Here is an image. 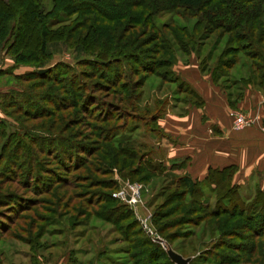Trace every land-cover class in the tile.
Instances as JSON below:
<instances>
[{
    "label": "trees",
    "instance_id": "16d2710c",
    "mask_svg": "<svg viewBox=\"0 0 264 264\" xmlns=\"http://www.w3.org/2000/svg\"><path fill=\"white\" fill-rule=\"evenodd\" d=\"M22 3V1L13 0V5L15 4L18 7H22ZM0 5L2 6L3 4ZM263 5L264 0H64L57 1V3L54 5L55 10L52 12H47L46 7L42 6V14H39L41 15V19H45L47 16L53 15L57 16L59 20H61L67 15H70L72 12L88 15L92 14L93 11H96L95 19L101 22L102 26L106 24L109 25L104 26L105 29L107 27L110 30L108 39L112 42V40L116 38L115 42L120 47L119 52L116 53L118 46L115 43L112 42L113 44H111L108 42V44L104 43V46L101 50L99 49L95 51L97 58L94 60L88 59L82 61H97L95 63L101 67H110L109 70H111L114 65H119L120 70L113 68V70L115 69L114 72L112 70L111 72L109 71V73L102 76V78L105 80L103 83L95 82L94 84H91L92 86L90 85V88L91 90L94 88L96 91L97 86H99L97 91H101L103 89L105 97L108 98L110 88L106 86H108V84H111V86L118 85L122 88L121 91L124 93L122 94L121 98L119 97L121 92H118V99H120V101L125 105L127 99L133 101L134 104L130 108L126 109L125 107L120 106V104L111 103V101L107 100V98H96V96H94L95 94L93 93L90 95H85L83 104L81 106L76 103H67L65 94L56 96V91L53 93H55L54 97H58L57 103L51 102L47 98H44L43 96L41 97L37 93L34 95L20 93L19 96H6V98L11 96V101H18L14 103L22 105L31 101L35 102V100L37 101L39 99H43L44 101L53 104L56 109L51 110L50 113L46 114L45 112L42 113L38 112L37 110L31 113L23 106H17L16 104H13L9 107L12 111L7 114V117H9L11 120L0 118V137L2 135L6 136L5 142L2 143L0 148V154L2 153L6 155L9 152L12 153V149H14V147L25 149L24 154L20 156L22 158V162L13 164L12 168H14V171L10 170L11 164H8L7 166V160L5 161L6 156H0V168L3 169V166H6L7 168H4L3 171L0 170V180L6 178L4 182L0 181V208H10L5 214L1 213L3 211L0 209V241L3 236L8 234L9 230L12 228V223H14V219L12 218L14 215L12 212L15 206H19V208L16 207L18 210L17 212H19L17 219L21 218L30 222L28 228L30 233L40 226L41 223L39 224V222L43 220L41 213L34 210V207L36 205L38 206L40 204L39 202H41L38 201V197L35 195L14 191L12 188H8L9 186L11 187V185H7L8 182H12L14 179L19 180L22 182L21 184H23V187L26 188V190L31 189L30 191H33L38 196L42 195L43 193H51L55 187L56 190L61 192L64 190V186L74 184L72 181L67 179V182L63 184L62 187H60L61 185L55 186L53 182L55 181V178H57L58 172L50 168L51 165L48 164L45 158H41V154L48 153L51 148H54V152L56 148H59V151H63L62 148L64 147L65 150L66 148L73 149L70 153L73 152V157L71 155V160H74V158L77 157V154H75L76 150L80 149L79 144H81V142H72L63 137H59L58 132H61V129L62 132H65L70 128V126L65 128L66 124L70 121H68L66 124L63 123L64 114L59 115L58 113L70 108H76V111L79 114L78 108H82L84 109L82 112L87 114L90 110V106L95 107V105H98V110L102 112V114H99L101 117L98 118V121L100 123L109 124H107L104 129L100 127L96 128L101 133H103L99 136L101 142H94V144H90L89 147L83 144L82 152L86 153L89 156V159H83L84 161L79 167L88 165V169L91 170V167L96 168L93 161L97 162L96 165L98 166H100V163H109L111 166L107 167V172L112 173V166H118L121 169V172H123V175H130L127 173H131L130 178H134L135 176L139 175V182L141 180L150 181L151 176H149L147 172H151L152 175L155 172L164 173V171L166 172L169 169L172 172V178L169 181V186L174 184L177 185V188L172 189L170 193L161 194H166L165 199L158 205L152 217V224L157 228L156 230L158 232H155L151 226L149 227V225L146 227L142 219L136 215L133 206L123 202L116 194L120 187V183H117L115 179H111V182L106 184H104L102 181H100L99 184L97 183V185H102L107 188L106 190L108 191L115 189L113 193L115 191L116 192L115 195H113V198H111L112 196L109 198L102 195L95 200V197L92 196L93 200L91 202H89V200H91L89 199V195L85 198L82 206L88 205L89 203L100 204L101 202L110 203L112 201L114 203V201L117 200L115 205H109L110 207L108 208L105 205H101L104 208L103 211L92 210L88 212L89 215L94 214L97 215V217L112 221L113 223L119 222L125 216L130 214L136 218L140 227L145 232L146 237L142 242L134 245L136 248H142L140 251H134L132 254L133 260L137 258L136 262H134L135 264H176L170 258L167 247L163 246L161 242L154 238V233L160 234L169 244L172 243L176 237L183 236L186 238L193 236L194 233L186 231V234L184 231H181V229H177L170 234L168 233L167 235H164L163 233L167 230V228L170 227L182 226L188 223H194L198 226L203 221L208 219L207 224L209 227H215V229L218 230L221 225H223L220 220L222 216L228 215V217L225 218V220H227L229 217L240 214L241 212L243 213H241V215L246 217V224H244L247 225V228H249V221H251L253 224L255 222L256 226L263 227L264 189L260 188L255 195H252V197L243 198V196L239 194V188L241 185L233 182V176L237 169L235 165L210 167L208 174L204 178L198 179L192 177L189 173H173V170H175V168L178 166H182V164H173L170 167L165 165L162 160L156 157V149L154 146L152 147L144 142L138 143L134 140H127L124 138L117 140V137L120 135L119 133L129 128L128 126L131 120L144 122V125L150 131H161L158 126V119L163 115L157 113L149 114L148 105H146L145 108L141 107V111L147 114V116L142 113H139V115L134 114L136 112L135 110L138 109V105L135 104L141 100V91L146 80L151 75H157L164 82L177 83L178 88L190 96L189 98H186L187 100H193L195 97H198L197 92L189 83L183 80L181 76L176 73L173 66L177 60V54L179 52L189 55L192 52L197 54L201 50L204 51L206 44L202 39L210 38L214 34H216L215 37H218V43H215V45L212 46V48L208 51L207 56L201 60V66L203 68H207L208 59H213L215 53L218 50L220 51L216 57L215 64L210 67L215 80H220V77L222 78L232 75L233 67L239 63L241 69L248 67V69H250L253 74L260 73V76L263 78ZM179 9H186L187 11L196 9V12H191V14H194L193 18L197 17V20L192 28L188 26L186 22L184 24H179L174 18L167 22H163L161 24L159 23L162 17L169 13L176 14L178 17L184 18L187 21L191 14L187 12L181 14L177 12ZM38 19L40 20V18ZM110 24L112 29H115L114 31H111ZM141 28H145L147 31L141 34V31H144L145 29L140 30V34L137 33V37L139 38H135L136 31ZM148 29H152L159 34V36L157 34V36L151 39L150 42L157 41L158 39L161 40L159 44L161 45L160 49L150 50L149 52L152 54H157L158 60H156V58L153 56H150L147 59H142V54L133 50L134 48L136 50L140 49V47L142 48L145 45L144 43L141 44L139 48L135 47L138 40L142 41L141 38L147 34ZM130 31L133 33V36H131L127 42H124L126 34H128ZM70 32L72 33L73 30L70 29ZM168 33H171V37L167 36ZM38 36L40 51L43 52L44 55H49L51 53L50 45L55 38H51V32L45 26L38 28ZM70 40L71 38L69 41ZM241 41L243 43L242 45L240 44L241 46L235 44L241 43ZM81 44H83V48L88 51V45L84 42ZM222 44L224 47L221 46ZM105 45H108L109 47ZM79 46L80 44H77V47ZM243 52L250 62L242 60L240 53ZM128 59H134L135 62L139 64V68H136L133 66L135 64L132 63L133 65L130 66L131 68L129 76L138 74L137 70H141V72L144 73L142 78L134 80L130 83L127 82L123 77L125 76L123 72L124 68H126L127 65L129 66L131 63H127ZM82 61L79 60L78 63ZM61 63L62 64L49 66L45 72H37L36 74H39L42 77H45L46 75L49 76L51 73H56L59 67H62L61 73H59L55 79L49 80L48 78V81L53 82V88L55 85L56 87L60 86L64 80H66L68 84L73 85L75 84L74 81L78 79L80 81V79H82V75L89 76V74L86 75L85 72H79L77 66L72 68L71 66L63 64L64 62ZM70 72L71 74L67 78L66 74ZM112 72L113 74H111ZM117 77L124 82L112 84L114 81H116ZM46 86H48V82L47 84L44 83L42 85H36L35 87L45 89ZM83 86H85V89L89 87L87 84H84ZM102 86L106 88H102ZM67 89L68 88L66 86H60L59 90H61L63 93H67ZM16 97L19 98L17 99ZM19 107L24 109V111H22ZM14 109H18L17 114L23 113L26 119L24 121L49 118H53V120L50 123L48 122V127H41L40 130L28 128V126H23L19 119L16 120L13 117ZM71 120H73V118H71ZM119 120L121 121L120 123L118 122ZM111 122L118 123L110 124ZM156 122L158 127L156 130H153V125ZM15 123H18V126ZM107 133H110V135ZM20 134L22 135V138L25 136L28 137V139H17V144L20 142V145L13 147V138L19 136ZM73 136L74 133L70 137ZM79 136H75V138H78ZM93 157L94 159L90 160V158L92 159ZM13 172L15 175H12ZM46 172L50 177L44 176ZM19 174L22 175L20 176ZM60 180L61 179H58L57 182H60ZM39 182H42V184H39ZM179 187H182V189ZM206 187L209 189V191H206ZM211 190L216 191L217 193V198L214 205L211 203V199L207 194V192H210ZM73 194L74 193L69 191L67 192L66 190V192L64 191V193L60 195L61 197L59 196L60 199L58 198V200L60 202L62 200H66V204L64 205L70 207L74 204L75 198L78 197V195ZM97 194L101 195L100 193H95V195ZM178 194L179 197L176 198ZM83 196L84 195H79L81 198ZM187 196H192V200L198 204V207H193V210H191V208L186 210L185 208L186 212L190 214L189 216H186L187 214L184 211L183 214L172 217L173 214L180 209L182 201ZM68 200L71 203L68 202ZM201 205H203L202 207L206 208L203 213L204 215L198 213L200 212ZM59 207L61 208V206ZM79 210L82 212V214H87V210L83 209V207H80ZM33 211L35 213L31 217V212ZM20 213L22 214L21 216ZM195 213L197 215L192 217V214ZM29 217L31 218L28 219ZM193 219H195V221H193ZM78 220L79 219H76L74 223L75 225L77 224ZM25 227L26 225H23V231L26 230ZM42 228L40 227V229L36 231L34 238H39L40 236L44 235L45 232L42 230ZM150 230H153V233H151ZM228 235L231 236L233 234L229 233ZM14 236L24 239L32 244V239L30 236L23 237V235L18 236L17 234H14ZM175 249L178 250L176 247ZM104 252L105 251L102 250L98 253V256L100 254H104ZM181 253H183V251ZM253 253L254 250L250 251L249 255L246 256L244 260H242V258L236 259L235 257L234 260L229 261L228 259H225L227 255H224L218 251H212V249H205L200 252V254L193 257L189 264H198L200 263L199 259H201V261L203 263L205 262L206 264H249L251 262ZM212 257H214V259H212ZM121 263L122 262L115 264ZM0 264H4V258L1 251ZM12 264L22 263L15 262ZM90 264H94V261H91Z\"/></svg>",
    "mask_w": 264,
    "mask_h": 264
},
{
    "label": "rangeland",
    "instance_id": "374dc122",
    "mask_svg": "<svg viewBox=\"0 0 264 264\" xmlns=\"http://www.w3.org/2000/svg\"><path fill=\"white\" fill-rule=\"evenodd\" d=\"M19 1L23 2L22 7H18L15 4L13 5V0H0V4H3L2 6L0 5V8H2L0 9V118L11 120L7 117V114L12 111L9 107L13 104L23 106L31 113L37 110L38 112H45L46 114L50 113L51 110L56 109L53 104L44 101L43 99H39L37 101L35 100V102L31 101L23 105L14 103L18 101H11L10 97L12 95L19 96L20 93L33 95L37 93L41 97L43 96L49 101L57 103L58 97H54L55 93H53L56 91V96L65 94L67 103H76L79 106L83 104L85 95L93 93L96 98H107L104 95L105 93H103V89L101 91H97L99 88V86H97L96 91L94 88L91 90L90 85L95 82L103 83L105 80L102 76L109 73V71L111 72L113 68L120 70L119 65H114L115 67L113 66L112 69L109 70L110 67H101L95 63L97 61L83 62L82 60H94L97 58L95 51L99 49L101 50L104 43L108 44V42H110L111 44L115 43L117 45L115 42L116 38L112 40L113 43L108 39L110 30L107 27L105 29L104 26L109 25L106 24L102 26V23L95 19L96 11H93L92 14L88 15L72 12L70 15H67L61 20H59L57 16L53 15L47 16L45 19H41V15L39 14H42V6L46 7L47 12H52L55 10L54 5L57 1L64 0ZM177 12L181 14L186 12L191 14V12H196V9L191 11L179 9ZM193 16L194 14H191L190 18L186 21L184 18H180L176 14L169 13L162 17L159 23L161 24L174 18L179 24H184L186 22V24L192 28L197 20V17L193 18ZM38 18H40V20ZM44 26L51 32V38H55L50 45L51 53L49 55H44L39 48L38 28ZM70 29L73 30L72 33L70 32ZM144 29L145 28H141L136 31L135 38H139L137 37V33L140 34V30ZM114 30L111 27V31ZM146 31L147 29L141 31V34ZM130 32L126 34L124 42H127L128 39L133 36V33ZM157 34L158 32L148 29L147 34L141 38L142 41H137L135 47L138 48L141 44L145 43L142 48L140 47V49L137 50L135 48L133 49L142 54V59H147L150 56H153L156 60H158L157 54L149 53L150 50H157L161 47V45H159L161 42L160 39L150 42L151 39L157 36ZM167 36L171 37V33H168ZM215 36L216 34L212 35L210 38L202 39L204 40L206 47H204V51L201 50L197 53L199 61L207 56L208 51L215 45V43H218V37ZM70 38L71 40L69 41ZM83 42L88 45L89 52L83 48L84 45L81 44ZM77 44H80V46L77 47ZM223 44L221 46H223ZM235 44L242 45L243 43L241 41V43ZM105 46L109 47L108 45ZM117 46L116 53L119 52L120 48L119 45ZM219 52V50L216 53L214 52V58L208 59L207 66L209 68L215 64V60ZM179 54H181V58L184 61L187 60V56L184 53L179 52ZM240 55L243 61L246 60L250 62L249 59L246 58L244 52L240 53ZM79 60L82 61L79 62L81 64L78 63ZM61 62H64L63 64L71 66L72 68L77 66L79 72H85L86 75L89 74V76L82 75V79H80V81L79 79L74 81L75 84L73 85L68 84L66 80H64L60 86H66L68 88L66 91L67 93H63L59 90L60 86L56 87L55 85L53 88V82L48 81V78L49 80L55 79V77L61 73L62 67H59L56 73H51L49 76L46 75L45 77H42L39 74H36L37 72L40 73L41 69H47L49 66H53L55 64H62ZM128 62H131L130 65H127L126 68H124L125 71L123 70L125 74L123 77L125 80L130 83L134 80L142 78L144 73H142L141 70H137L138 74L129 76L130 66L135 64L133 66L139 68V64L135 62L134 59H128L127 63ZM113 72L111 74H113ZM70 74L71 72L66 74V77L68 78ZM228 76L222 78L220 77V82L225 88L233 85L234 80H236L235 78H239V72L238 70L232 71V75ZM47 82L48 86H46L45 89L35 87L36 85H42L44 83L47 84ZM117 82L124 81H121L117 77L116 81L112 84ZM84 84L89 85V87L85 89V86H83ZM110 86L111 84L106 86L110 88L107 100L111 101V103L120 104V106L125 107L126 109L130 108L134 104L133 101L127 99L128 103L126 102V106L120 101V99H118V92H121L119 94V97L121 98L122 94H124L121 91L122 88L118 85ZM106 87L102 86V88ZM141 92L142 98L135 104L138 105V109H136V112L134 113L136 115H139V113L145 114L141 111V107L145 108L146 105L149 106V114L157 113L164 115L168 111H173L175 108L183 110L182 108H185V106L189 104V100L186 98H189L190 96L182 92L181 89L178 88L177 83L164 82L157 75H151L146 80ZM8 95L11 96L6 98ZM16 98L18 99L19 97ZM19 108L24 111L21 107ZM98 108V105H95V107L90 106V110L87 114L82 112L84 110L82 108H78L79 114L77 113L76 108H70L58 113L59 115L64 114L63 123L66 124L70 121L65 126V128L69 126L70 128L65 132H62L61 129V132H58L59 137H63L72 142H81V144H79L80 149L77 148L78 150H76L75 154H77V157L74 158V160H71L73 152L70 153L73 149L66 148L65 150L64 147L62 148L63 151H59V148H56L54 152V148H51L49 152L47 151L48 153L41 154V158H45L48 164L51 165L50 168L58 172V176L53 182L55 186L61 185L60 187H62V185L67 182V179L72 181L74 184L64 186V190L61 192L56 190L55 187L51 193H43L38 196L33 191H30L31 189L26 190V188L23 187V184H21L22 182L19 180L14 179L12 182L7 183V185H11V187L9 186L8 188H12L14 191L38 197V201L41 202H39L40 204L38 206L36 205L34 207V210L41 213L43 220L39 222V224L41 223L40 226L30 233L28 230L30 222L21 218L17 219L19 212H17L18 210L16 207L19 208V206L14 207L12 212L14 215L12 217L14 219L12 228L0 241V251L3 254L4 264H12L15 262L22 264H90L91 261H94V264H115L119 262H122L121 264H135L134 262H136L137 258H134L135 260H133L132 254L134 251H140L142 248H136L134 245L142 242L146 237L145 232L140 227L136 218L130 214L125 216L119 222L113 223L112 221L102 219L94 214L89 215L88 213L92 210L103 211L104 208L101 205H105L108 208L110 207L109 205H115L117 203V200H115L114 203L113 201L110 203L101 202L100 204H90L89 202L93 200L92 196L95 197V200L102 195L109 198L112 196L111 198H113V195H115L116 192L115 191L113 193L115 189L108 191L106 190L107 188L102 185H97V183L99 184L100 181L104 184L110 183L111 179H115L117 183H120L117 179L118 177H121L124 180L129 179L131 183L138 182L143 185L141 193L142 202L139 203L137 207L133 208L139 218L146 219V224H148L149 227L151 226L155 232H158L156 230L157 228L152 224V217L158 205L165 199L166 194H161L170 193L172 189L177 188L176 184L169 186V181L172 178V172L169 169L166 172L164 171V173L155 172L152 175L151 172H147L149 176H151L150 181L141 180L139 182V175L134 178H130L131 173H127L130 175H123V172H121V169L118 166H112V173L107 172V167L111 166L109 163H100V166H98L96 165L97 162L93 161L96 168L91 167V170L88 169V165L79 167L83 163V159H89V156L82 152L83 144L89 147V145L94 144V142H101L99 136L103 133L96 128L100 127L104 129L107 124H109L100 123L98 121V118L101 117L99 114H102ZM17 113L18 109H14L13 117L16 120L19 119L23 126H28V128L36 130H40L41 127L44 126L48 127V122L50 123L53 120V118H49L24 121L26 119L23 113ZM145 116H147V114H145ZM71 118H73V120H71ZM118 122L120 123L121 121L119 120ZM118 122H111L110 124H116ZM15 124L18 126V123ZM128 127V129L119 133L120 135L117 137V140L124 138L127 140H134L138 143L144 142L153 147L157 132L154 134L155 132L148 130V128L144 125V122H139L138 120H131ZM153 127V130L157 129V122L153 125ZM73 133L74 136L70 137ZM107 134L110 135V133ZM75 136L79 137L75 138ZM19 138H22L21 134L13 138V147L20 145V142L17 144V139ZM22 139H28V137L24 136ZM5 140L6 136L2 135L0 137V148ZM24 151L25 149L14 147V149H12V153L9 152L6 155L1 153L0 156H6L5 161L7 160V166L8 164H11L10 170L14 171V168H12L13 164L22 162V158L20 156L24 154ZM93 159L94 157L92 159L90 158V160ZM4 168H6V166H3V169L0 168V170L3 171ZM173 171V173H185L181 168ZM12 175H15V173L13 172ZM19 175L21 176L22 174ZM44 176L50 177L47 172ZM58 179H61L60 182H57ZM5 180L6 178H3V180L0 181L4 182ZM263 182L264 181H261V179L254 177L249 183L242 184L240 186L239 194L243 196V198L252 197V195H255L260 188L264 189ZM39 184H42V182H39ZM179 188L182 189V187ZM205 189L206 191H209L207 187ZM66 190L67 192L69 191L74 193L73 195H78V197L75 198L74 204L70 207L64 205L66 204V200H62L61 202L58 200V198L60 199L61 197L60 195L64 193V191L66 192ZM95 193H100L101 195H95ZM207 194L211 199V203L214 205L217 198L216 191L211 190L210 192H207ZM79 195L84 196L81 198ZM88 195L89 199H91L88 202L89 204L82 206ZM177 197H179V194L176 198ZM192 199V196H187L182 201L180 209L177 210L172 217L181 215L184 211L187 214L186 216H189L190 214H188L186 210L188 208L193 210V207H198V204H196ZM68 202L70 201L68 200ZM59 206H61V208ZM202 206L203 205L200 206V212L198 213L204 215L203 213L206 208ZM80 207L86 209L87 214H82L79 210ZM0 209L3 211L1 213L5 214L10 208L1 207ZM31 213L32 217L35 212L33 211ZM241 213L233 215L227 220H225V218H227L228 215L222 216L220 220L223 225H221L218 230H216L215 227H209L207 219L198 226L194 223H188L182 226L167 228L163 234H170L177 229H181V231H184L186 234L187 232H193V236L186 238L183 236L176 237L172 243H170L171 246L174 248L176 247L179 252L183 251L185 256L195 257L205 249H212V251H218L227 255L225 259H228L229 261L234 260L235 257L236 259L242 258V260H244L246 256L249 255L250 251L254 250L249 264H264V226H256L255 222L253 224L249 221V228H247V225H245L246 217L241 215ZM21 215L22 214L20 213V216ZM192 215L191 216L194 217V215L197 214L195 213ZM76 219H79L77 221L78 225L74 224ZM193 221H195V219H193ZM23 225H26L25 231L22 230ZM40 227H43L42 230L45 232L44 235L39 238H34L36 231H38ZM229 233H232L233 235L229 236ZM14 234H17L18 236L23 235V237L30 236L32 244L24 239L15 237ZM162 245L164 246L163 243ZM102 250L105 251L104 254H100L98 256V253ZM214 257H212V259H214ZM199 262L200 263L198 264H206L205 262L203 263L201 259H199Z\"/></svg>",
    "mask_w": 264,
    "mask_h": 264
},
{
    "label": "crops",
    "instance_id": "0c3cea01",
    "mask_svg": "<svg viewBox=\"0 0 264 264\" xmlns=\"http://www.w3.org/2000/svg\"><path fill=\"white\" fill-rule=\"evenodd\" d=\"M186 56L184 61L178 53L173 68L198 97L183 110L175 108L158 119L156 157L169 167L182 164L175 170L198 179L210 167L235 165L234 183L246 184L254 177L264 181V76L237 64L232 71L238 70L239 78L225 88L209 67L201 66L196 53ZM231 109L244 111L255 122L235 129Z\"/></svg>",
    "mask_w": 264,
    "mask_h": 264
},
{
    "label": "built area",
    "instance_id": "2783aa9c",
    "mask_svg": "<svg viewBox=\"0 0 264 264\" xmlns=\"http://www.w3.org/2000/svg\"><path fill=\"white\" fill-rule=\"evenodd\" d=\"M230 116L232 117V122L236 129H243L249 127L255 122V119L253 117L239 109H231ZM117 179L120 182V187L116 192L117 195L125 203H128L133 207H137L138 204L142 202L141 193L143 185L138 182L131 183L129 179L124 180L121 177H118ZM142 221L145 226L148 227V224H146V219L142 218ZM150 232L153 233V230H150ZM154 234L157 235V233Z\"/></svg>",
    "mask_w": 264,
    "mask_h": 264
},
{
    "label": "water",
    "instance_id": "95a60500",
    "mask_svg": "<svg viewBox=\"0 0 264 264\" xmlns=\"http://www.w3.org/2000/svg\"><path fill=\"white\" fill-rule=\"evenodd\" d=\"M47 69H41L40 73L45 72ZM154 238L158 240L159 242L163 243L165 247H167L168 254L170 258L176 263V264H189L192 256H185L183 253L176 250L173 246L167 243L166 239L163 238L160 235H155Z\"/></svg>",
    "mask_w": 264,
    "mask_h": 264
}]
</instances>
